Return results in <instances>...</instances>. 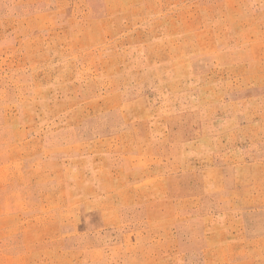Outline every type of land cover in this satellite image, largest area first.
<instances>
[{
    "label": "rangeland",
    "instance_id": "374dc122",
    "mask_svg": "<svg viewBox=\"0 0 264 264\" xmlns=\"http://www.w3.org/2000/svg\"><path fill=\"white\" fill-rule=\"evenodd\" d=\"M0 264H264V0H0Z\"/></svg>",
    "mask_w": 264,
    "mask_h": 264
}]
</instances>
